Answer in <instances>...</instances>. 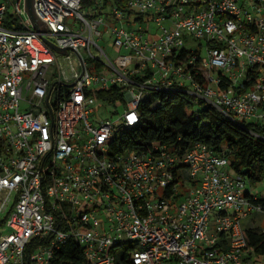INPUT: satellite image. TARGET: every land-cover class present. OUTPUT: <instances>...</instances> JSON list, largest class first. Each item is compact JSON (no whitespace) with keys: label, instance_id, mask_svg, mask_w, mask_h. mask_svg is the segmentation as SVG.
Returning a JSON list of instances; mask_svg holds the SVG:
<instances>
[{"label":"built area","instance_id":"built-area-1","mask_svg":"<svg viewBox=\"0 0 264 264\" xmlns=\"http://www.w3.org/2000/svg\"><path fill=\"white\" fill-rule=\"evenodd\" d=\"M108 4L35 0L42 36L66 53L26 0H0V264H68L70 242L81 264H264L243 226L264 208L227 154L202 141L112 150L161 91L264 124V0ZM103 27L124 51L116 58ZM116 86V104L94 93Z\"/></svg>","mask_w":264,"mask_h":264},{"label":"trees","instance_id":"trees-1","mask_svg":"<svg viewBox=\"0 0 264 264\" xmlns=\"http://www.w3.org/2000/svg\"><path fill=\"white\" fill-rule=\"evenodd\" d=\"M97 0H84L85 6L91 7ZM112 2L124 6L126 0H104L105 4ZM143 18L142 16L140 19ZM18 18L10 15L5 25L11 27ZM189 52L184 47L182 54ZM99 98L116 104L123 99L119 87L99 89L94 91ZM161 100L158 107L144 101L140 105L141 122L125 128L112 143V150H147L151 142L160 145H173L180 149H188L198 141L209 144L220 154H227L233 163V168L243 173L250 187L264 185V124H246L238 122L209 103L200 100L187 91H161L157 93ZM258 195L257 202L264 208V191ZM248 247L258 255H264V228H245ZM66 252L61 262L81 264L83 250L74 242L66 245Z\"/></svg>","mask_w":264,"mask_h":264},{"label":"rangeland","instance_id":"rangeland-1","mask_svg":"<svg viewBox=\"0 0 264 264\" xmlns=\"http://www.w3.org/2000/svg\"><path fill=\"white\" fill-rule=\"evenodd\" d=\"M109 8H111L112 6V2L108 4ZM101 9L102 10H105V6L102 5L101 6ZM112 23V22H111ZM128 25V24H126ZM105 27H103L104 29ZM146 29H149L150 31L152 30L153 28V31H157V27L156 26H153L151 29L149 28L148 25L145 26ZM108 27H106L104 29L105 31V35H104V38L102 39L101 41V44L105 47L106 51L109 53L110 56H112L113 58H116L117 55L123 53L124 51H118L114 48V40L111 36V32L109 30H107ZM186 35H190L191 33L189 31H185ZM94 53L97 55V56H100L101 55V52L98 51L97 49H94ZM203 54L204 56H208V50L205 48L204 51H203ZM96 62V61H95ZM75 65H78L77 62H75ZM90 67L93 68L95 67V64H90ZM102 69V67H99L98 68V72H100ZM55 74H58V71H55L54 72ZM52 74V79H54V75H53V72H51ZM100 101H97V103H99ZM96 112L98 115H101L100 118L103 116L101 113V110L103 111L102 107L96 105ZM105 114H106V110H105ZM130 150L129 148L126 149V151ZM181 190L182 191H185V187H181ZM251 190L253 193H256L257 191L261 193H263L264 191V185L261 184L259 187H251ZM182 198L179 199V201L181 200ZM216 221L215 219H212L211 220V224H210V229H209V234L211 235L212 233L216 232ZM243 226L245 228H251V227H260V228H264V212H257V213H254L252 214L251 216L247 217L246 219L243 220ZM120 248V247H118Z\"/></svg>","mask_w":264,"mask_h":264},{"label":"water","instance_id":"water-1","mask_svg":"<svg viewBox=\"0 0 264 264\" xmlns=\"http://www.w3.org/2000/svg\"><path fill=\"white\" fill-rule=\"evenodd\" d=\"M26 9L36 27V29L40 32V35L42 36V25L44 23V20L40 18V16L37 14L36 9H35V0H26ZM43 37V36H42ZM47 42L56 50L59 52H66L67 49L64 47H60L57 45L55 42L52 40L43 37Z\"/></svg>","mask_w":264,"mask_h":264}]
</instances>
